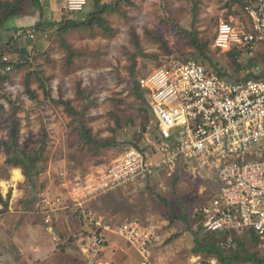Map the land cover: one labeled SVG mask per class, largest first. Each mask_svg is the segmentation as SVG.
<instances>
[{"label": "rangeland", "instance_id": "obj_1", "mask_svg": "<svg viewBox=\"0 0 264 264\" xmlns=\"http://www.w3.org/2000/svg\"><path fill=\"white\" fill-rule=\"evenodd\" d=\"M59 1L64 5V13L61 11L63 15L72 16L73 19H86L94 11L93 0H88L84 11L74 15L65 12L66 0ZM237 1L119 0V6L113 12L103 14L109 31L96 26L92 30L72 29L62 36L78 53L71 64L68 63L62 38L57 34L58 28L47 29L43 32L45 35L38 36L36 42L20 36L19 29L10 28L1 32L3 28H0V57L7 56L14 63L13 71L4 75L6 78L0 81V194L5 200L11 194L9 209L0 213V228L8 233L12 230L11 226L17 230L16 226L21 223L11 222L9 218L1 226V220L12 214L35 217L38 224L44 227L43 231L45 229L49 233L44 224L43 211L39 207L42 206L43 198L62 196L66 203L68 201L66 193L59 189L57 172L69 167L74 174L84 177L109 167L133 147L131 143L136 141L142 131L141 124L145 115L138 111L132 95L130 68L135 57L137 78L153 69L168 66L173 61L194 59L212 68L194 46V35L204 43L206 55L217 63V67L229 72L230 78L240 79V76L234 74L226 54L214 48L220 21L237 25L246 20L240 1ZM35 10L28 3L25 14ZM18 20L22 19L16 18L7 26L13 27V23ZM133 33L138 36L140 51L135 46ZM24 49L28 51L25 61L20 54ZM248 61L251 60L242 61V64L247 66ZM23 62V65L16 67L17 63ZM248 69L253 70L250 67ZM256 73L261 74V70L258 69ZM28 88L36 94V100L28 93ZM47 91L54 100L62 98L72 101L78 110L85 107L87 100L91 107L86 111V125L99 139H114L116 144L94 154L89 152L88 147L82 150L71 117L62 105H54L46 99ZM79 91H83L85 101ZM113 113L126 116L127 119L130 117L133 122L122 130L116 129ZM6 118L18 121L21 146L28 152L37 151L39 154L41 172L34 184L26 182L21 169L5 164L7 156L1 142L8 140L7 123L4 121ZM149 128L151 130L147 136ZM148 130L140 141L145 153L150 152V143H154L157 135L153 120ZM15 170L21 172L22 180L14 181ZM216 190L215 185L212 187L196 179L187 169L179 167L172 174L156 173L135 185L106 192L110 193V207L106 212L112 215L120 213L117 220L121 222L133 219L142 223H155L160 229L161 239L154 254L164 258V264L190 263L191 259L193 264H220L213 256L193 253L197 232L201 239L210 240L211 243L213 239L210 237L216 235L199 231L203 223V219L199 218L201 210L210 203ZM162 200H166L168 206ZM0 209H3L1 203ZM61 213L63 215L62 210L52 213L54 229L58 235L70 236V231L67 230L66 234L56 220V215ZM121 215L131 217L123 218ZM75 217L79 221L81 214L77 213ZM81 234H85V231L73 232L70 246L77 248V239ZM233 236L235 241L230 250L238 259L233 264H256L255 259L264 261V245L260 242L255 244L249 236L238 231L233 232ZM111 238L127 247L137 258L135 250L122 238ZM218 249L224 253L225 248ZM3 254H0V260L8 259L6 253ZM197 257L200 258L195 260ZM246 258L252 259L247 262L244 260Z\"/></svg>", "mask_w": 264, "mask_h": 264}, {"label": "built area", "instance_id": "obj_2", "mask_svg": "<svg viewBox=\"0 0 264 264\" xmlns=\"http://www.w3.org/2000/svg\"><path fill=\"white\" fill-rule=\"evenodd\" d=\"M238 1L244 5L246 20L237 25L220 21L214 48L247 61L264 51V0ZM87 5L88 0H66L65 12L80 13ZM40 34L45 35L31 29L20 36L36 42ZM0 62V75L13 71L14 63L7 56H1ZM139 83L147 91L157 131L150 152L130 148L109 167L84 177L69 167L60 169L59 188L66 193L68 204L58 196L45 197L39 205L54 241L59 236L52 213L73 207L92 227L77 239L85 252L99 253L108 233L137 251L140 264H156L154 249L161 235L155 223H117L86 205L106 192L183 167L196 179L217 187L201 210L204 234L224 237L220 245L226 249L233 246L235 231L248 236L254 233L264 245V78L231 81L191 59L153 69Z\"/></svg>", "mask_w": 264, "mask_h": 264}, {"label": "trees", "instance_id": "obj_3", "mask_svg": "<svg viewBox=\"0 0 264 264\" xmlns=\"http://www.w3.org/2000/svg\"><path fill=\"white\" fill-rule=\"evenodd\" d=\"M119 1V0H118ZM118 1L114 0H93L94 2V11L86 18V19H78L74 18L72 16L62 15L61 20L59 21H53V22H43L45 10L42 5V0H0V28H3L9 20L22 16L26 12V6L28 3H30L36 11L40 14V20L32 27L31 29H34L40 33L46 32L49 28H58L57 34L59 37L62 38V36L69 32L72 29H78V30H92L94 27L98 26L105 31H109V26L106 21V19L103 17L104 13H110L113 12L116 6L118 5ZM239 2V1H237ZM242 10L244 11V5L239 2ZM77 13H71V15H74ZM29 29H23L22 33H27ZM19 32V31H18ZM133 40L135 43L136 48L138 51L141 50V47L137 41L138 36L136 33H133ZM216 37V36H215ZM17 38V37H15ZM215 39V38H214ZM13 40V39H12ZM63 47L67 51V57H68V63H72L74 61V58L78 55L77 51H75L70 44H68L63 38L61 39ZM192 41L194 46L199 50V55L206 59V61L209 63L210 67L207 68L208 71L217 72L221 77L227 78L231 81H247V80H261L264 78V73L262 72V69L264 68V51H261L257 54L255 59H252L251 61H248V65L244 66L242 64V60H239L235 58V53H227L226 56L229 58L231 68L233 69L234 74H237L240 76V79H233L230 78L229 72L225 71L224 69H220L217 67V63L213 62V59L208 57L205 52V46L204 43L200 42L198 38H195L194 35L192 37ZM21 55H23V60L25 61V58L28 54L27 50H23L20 52ZM136 58V57H135ZM132 60V65L130 68V74L133 78V87H132V95L134 97L136 106L138 108V111L145 113L143 116V122L141 124L142 131L137 136L136 141H133L132 148L138 149L142 152L145 151L144 148L141 147L140 141L143 138V135L148 130V127L153 120L152 113H151V107L147 98V91L143 88H141L139 83V78L136 77V66L137 61L136 59ZM1 59V57H0ZM23 63H17L16 67H20L23 65ZM3 66V64L0 62V67ZM253 68V72L251 74H247L246 70L247 68ZM261 70V74L256 73L257 70ZM244 72L242 75L241 73ZM6 77L0 75V81L4 80ZM28 93L31 94L32 98L34 100L37 99V96L34 92L30 90V88L27 89ZM80 96L84 99L83 91L78 92ZM46 99L50 101L54 105H62L64 107V110L66 113L71 117L72 119V127L73 130L76 132V134L79 137L80 140V147L82 150H86V147H88L89 152L94 154L97 151L107 150L111 148L113 145L116 144V141L114 139H99L96 137L92 129L86 125V111L91 107L90 103L85 101L87 104L85 107L81 110L76 109L73 106L72 101L70 100H63L60 98L59 100H54L51 98L48 91L45 93ZM1 112L4 113L3 107H1ZM113 120L116 123V129L122 130L125 126L131 125L130 123L133 122V120L129 117H123L118 114H112ZM7 123L8 128V140L1 142V146L3 147L4 153L7 156V160L5 164L11 168L21 169L23 172V175L26 177V182L29 184H34V180L37 178V176L40 174L41 169L39 167L40 157L37 151L28 152L26 148H23L19 142V136H20V129H19V123L17 120L10 118L4 120ZM76 125V126H73ZM116 129L114 132H116ZM45 142L43 144V149H45ZM11 199V194H8L7 200L3 199V196L0 194V203L3 206V209H0V213L7 211L9 209V201ZM163 203L168 206L166 200H162ZM201 214V213H200ZM174 218H176L174 216ZM199 218L202 220V215H199ZM202 226V225H201ZM202 228V227H201ZM200 228L199 231L202 232V229ZM250 239L255 243L258 244L260 242V239L252 233L250 235ZM203 238V237H202ZM213 239V242L211 243L210 240H204L199 237L198 232L195 234V247L193 249V253L195 254H204L205 256H213L215 257L220 264H233L235 261H238L237 256H233V250L231 249H224V253L221 252L218 248H221V241L224 240V237H222L219 234L212 235L210 237ZM208 238V239H210ZM237 239V237H236ZM241 247L243 245L239 243ZM255 256V255H254ZM252 258H246L245 261H249ZM256 264H264L263 260L255 259L254 260Z\"/></svg>", "mask_w": 264, "mask_h": 264}, {"label": "crops", "instance_id": "obj_4", "mask_svg": "<svg viewBox=\"0 0 264 264\" xmlns=\"http://www.w3.org/2000/svg\"><path fill=\"white\" fill-rule=\"evenodd\" d=\"M42 5L46 14L44 15L43 22L47 23L50 21L61 20L64 13V5L62 2L59 0H42ZM16 18H21L22 20H18V22L15 21L13 27L7 26L10 21L14 19L16 20ZM28 18H31V20L28 21ZM39 20L40 16L38 15V12L36 10L31 11L29 14L15 17L6 22L1 32H6L7 30H10V28L19 29L20 35L22 29L34 27ZM108 194L110 193L102 194L91 199L86 207L95 211L99 215L101 214L108 220L119 223L118 221L120 220L117 219L120 217V213L112 215L106 212L110 207ZM66 204H68V202L65 203V205ZM60 210L63 211L64 216L62 213L57 214L56 220L60 222V225L66 231V234L68 230L71 235L64 236L59 234L58 241H54L52 235L47 233L45 229V232L43 231L44 227L38 224V220L35 217H22L10 214L2 219L1 226H3L8 218L11 222L16 221L18 224H21L16 226L17 230L15 229V226H11L12 230L9 233L4 228H0V244L2 245V248H0V254L4 255L3 253H6L8 257V259L5 260L1 259L0 264H140L141 257L138 252L135 251L137 253V258L135 259L134 254H132L127 247H124L111 238L115 237V235L112 234H104L107 239L106 245L97 254L91 255L88 252H85L79 247L78 243L77 248L70 246V238L73 236L75 230H84L85 233H89L91 232L92 227L84 219L78 218L80 219L79 221L76 219L75 215H77V213H75L73 207H70L69 209L62 208ZM122 217L128 218L131 216L126 215ZM249 237L251 236L249 235ZM12 252L15 254L12 255ZM199 258L197 257L194 259L198 260ZM154 262L157 264H164L166 261L164 258L158 257L155 253ZM182 264H193L192 259L190 260V263L182 262Z\"/></svg>", "mask_w": 264, "mask_h": 264}, {"label": "bare ground", "instance_id": "obj_5", "mask_svg": "<svg viewBox=\"0 0 264 264\" xmlns=\"http://www.w3.org/2000/svg\"><path fill=\"white\" fill-rule=\"evenodd\" d=\"M13 178H14V181H19V180H22L23 179V176H22V174H21V172L19 171V170H15L14 171V176H13ZM4 185V184H3Z\"/></svg>", "mask_w": 264, "mask_h": 264}]
</instances>
